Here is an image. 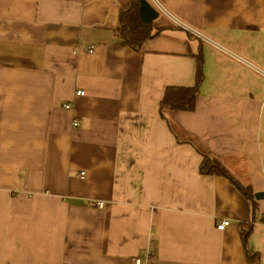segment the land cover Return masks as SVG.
I'll return each mask as SVG.
<instances>
[{"label": "crops", "instance_id": "crops-1", "mask_svg": "<svg viewBox=\"0 0 264 264\" xmlns=\"http://www.w3.org/2000/svg\"><path fill=\"white\" fill-rule=\"evenodd\" d=\"M131 1L0 0V264H264V0H148L137 48ZM199 63L193 109L161 106Z\"/></svg>", "mask_w": 264, "mask_h": 264}, {"label": "trees", "instance_id": "trees-1", "mask_svg": "<svg viewBox=\"0 0 264 264\" xmlns=\"http://www.w3.org/2000/svg\"><path fill=\"white\" fill-rule=\"evenodd\" d=\"M139 2L132 0L127 6L120 11V22L118 34L123 44L133 48L139 47L141 42L151 36L150 24L141 22L138 14ZM201 78L200 63L197 68V80L193 86L169 85L165 88L161 106H168L171 109L191 110L195 105V98L198 92V81ZM200 172L203 174L220 175L228 179L241 194L249 200H253L252 192L248 186L239 183L219 162L217 159L203 154V160L200 164ZM249 228V226H248ZM247 227L242 230V235L248 233ZM257 255L250 253L247 256L248 264H256Z\"/></svg>", "mask_w": 264, "mask_h": 264}, {"label": "built area", "instance_id": "built-area-1", "mask_svg": "<svg viewBox=\"0 0 264 264\" xmlns=\"http://www.w3.org/2000/svg\"><path fill=\"white\" fill-rule=\"evenodd\" d=\"M154 5H155V8H157V10L160 12V13H167L166 10L159 4V2L157 0H151ZM171 17V16H170ZM174 22L178 23V24H181L178 20H175L173 19ZM188 28L189 30H191L194 34H197V31L191 29L190 27H186ZM87 50L88 51H92L91 48L87 47ZM85 93V91L83 89H77L75 91V95H83ZM71 102H65L63 104V106L65 108H70L71 107ZM72 125L75 127V126H78L79 125V120L78 119H74L73 122H72ZM83 175V174H81ZM89 205L90 206H93V207H96V208H99V209H102L104 204L102 201L100 200H95V201H90L89 202ZM261 221L264 222V217H262ZM230 224V221L228 219H222V220H219V222L216 224V229L217 230H224L228 225ZM156 260H157V253L155 251V245H154V242H149V246L144 250V252L139 255V256H136L133 258V263L134 264H156Z\"/></svg>", "mask_w": 264, "mask_h": 264}, {"label": "water", "instance_id": "water-1", "mask_svg": "<svg viewBox=\"0 0 264 264\" xmlns=\"http://www.w3.org/2000/svg\"><path fill=\"white\" fill-rule=\"evenodd\" d=\"M139 1V16L142 22H151L159 16V12L150 4L148 0ZM264 197V191L257 192L255 194L256 199H262Z\"/></svg>", "mask_w": 264, "mask_h": 264}]
</instances>
